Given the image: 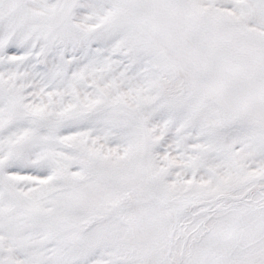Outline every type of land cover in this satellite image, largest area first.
Instances as JSON below:
<instances>
[{
  "label": "snow or ice",
  "instance_id": "snow-or-ice-1",
  "mask_svg": "<svg viewBox=\"0 0 264 264\" xmlns=\"http://www.w3.org/2000/svg\"><path fill=\"white\" fill-rule=\"evenodd\" d=\"M0 264H264V0H0Z\"/></svg>",
  "mask_w": 264,
  "mask_h": 264
}]
</instances>
